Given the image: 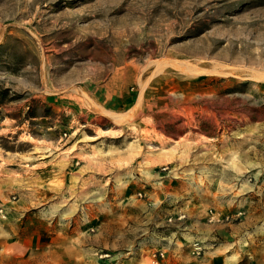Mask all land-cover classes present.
Listing matches in <instances>:
<instances>
[{"label":"rangeland","instance_id":"374dc122","mask_svg":"<svg viewBox=\"0 0 264 264\" xmlns=\"http://www.w3.org/2000/svg\"><path fill=\"white\" fill-rule=\"evenodd\" d=\"M92 214L98 254L192 218L264 260V0H0V253Z\"/></svg>","mask_w":264,"mask_h":264},{"label":"crops","instance_id":"0c3cea01","mask_svg":"<svg viewBox=\"0 0 264 264\" xmlns=\"http://www.w3.org/2000/svg\"><path fill=\"white\" fill-rule=\"evenodd\" d=\"M129 100V94L124 93L121 97L110 99L111 102L116 103L115 107L124 106ZM33 175L35 178L47 179L43 188H45V195L48 196L50 193L48 190L55 192L54 188L50 189V179L63 177L61 171L50 169L35 172ZM26 203L25 209H33L38 206V203L33 202L32 199L26 200ZM170 210L173 211L172 208ZM174 211L176 213L178 209L175 208ZM196 212L197 210L191 208L189 214ZM32 213L36 214V211ZM42 214L44 213H41L40 216H43ZM87 221H83L79 217L72 219L28 217L25 219L27 228L28 225L34 227L44 225V223L47 228L45 231L39 232L37 229L32 230L31 233L27 232L24 236H19L20 233L12 235L11 243H15L11 245V252L0 253V264H155L152 261V253L157 249H163L165 252L164 258L160 259V264H264V260H259L260 258H257L256 254V260L251 262V260H247L245 254L247 252L244 253L243 250H237L238 252L233 253L229 250L231 246L224 243L215 245V239L221 236L219 231L226 232L225 226L231 227L233 224H230L231 226L222 223L208 224L206 221H202L205 224L201 223L200 226H203L206 232L198 236L196 230L199 227L193 224L197 221L188 218L186 221L188 229L182 232L180 238L172 239L171 235L169 238L166 235H164L165 237L163 235L156 236L161 239L160 243L148 247L141 246L136 249L127 247L120 249L117 248L116 244L111 243L103 245L101 249H106L105 252L98 254V236L97 232L94 231L97 229V225L94 215L92 214L90 218H87ZM21 222H23L22 219ZM148 238H143L141 241L145 243ZM196 242L203 248V250L201 249L202 254L199 256L194 254L191 247V244ZM241 242L244 246L243 239ZM153 243L156 242L153 241ZM211 247L212 249H210ZM234 255L235 258H230Z\"/></svg>","mask_w":264,"mask_h":264},{"label":"built area","instance_id":"2783aa9c","mask_svg":"<svg viewBox=\"0 0 264 264\" xmlns=\"http://www.w3.org/2000/svg\"><path fill=\"white\" fill-rule=\"evenodd\" d=\"M193 247V252L199 254L201 251V248L199 245H197V243H193L191 245ZM165 256V252L163 249H157L152 253V261L155 264H160V259L164 258Z\"/></svg>","mask_w":264,"mask_h":264},{"label":"bare ground","instance_id":"6f19581e","mask_svg":"<svg viewBox=\"0 0 264 264\" xmlns=\"http://www.w3.org/2000/svg\"><path fill=\"white\" fill-rule=\"evenodd\" d=\"M128 145H129V144H128ZM114 158H115V157H114ZM113 161H114V160H113ZM183 172H184L185 174H189V175L192 174V171H191L190 168H189L188 170H183ZM229 181H230V180H229ZM217 187H218V186H217ZM155 242H156V243H160V242H161V239L158 238V239L155 240ZM227 257H228V256H227ZM235 257H236V256H231L230 258H235Z\"/></svg>","mask_w":264,"mask_h":264}]
</instances>
